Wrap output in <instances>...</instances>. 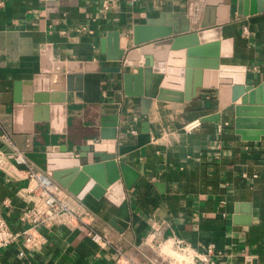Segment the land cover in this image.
<instances>
[{"label":"crops","instance_id":"0c3cea01","mask_svg":"<svg viewBox=\"0 0 264 264\" xmlns=\"http://www.w3.org/2000/svg\"><path fill=\"white\" fill-rule=\"evenodd\" d=\"M103 1L0 0V150L10 153L12 143L23 154L46 152L57 159L87 152L80 162H94L99 159L92 157L93 150L112 152L135 144L146 122L148 142L117 156L139 173L133 187L125 189L129 221L111 223L118 207L89 192L92 179L78 195L59 185L58 194L93 220L41 226L45 241L39 248L24 249L13 241L0 248V264H264V135L243 140L235 133L233 104L220 111L214 87L197 88L195 97L184 102L152 98L143 114L140 98L124 94L122 72L136 71L125 65L119 73L83 72L81 80L70 81L76 89L48 91L64 100L43 103L53 108L46 112L34 113L35 104L20 98L42 60L46 64L47 46L50 68L62 67L63 76L69 73L67 64L75 69L82 61L121 65L100 53L101 38L117 31L120 49L138 48L132 45L134 25L161 13L185 12L190 0H111L107 7ZM224 2L230 6L229 21L205 29L197 24L189 32H197L199 44L232 37L233 55L220 58L222 70L258 87L264 82V10L242 16L236 13L237 0ZM201 32L213 36L201 38ZM185 50L179 49L184 61ZM142 56L160 58L152 51ZM163 80L160 87L182 89ZM44 82L48 87V79ZM219 113V121L203 120ZM103 115L118 116L116 138H101ZM34 185L24 164L11 160L6 170L0 168V215L14 229L25 226L21 212L37 200ZM90 231L103 241H93Z\"/></svg>","mask_w":264,"mask_h":264},{"label":"water","instance_id":"95a60500","mask_svg":"<svg viewBox=\"0 0 264 264\" xmlns=\"http://www.w3.org/2000/svg\"><path fill=\"white\" fill-rule=\"evenodd\" d=\"M229 4L224 0H190L187 1L185 12L161 13L157 18H150L143 24H136L132 29V45L138 48H119L120 37L117 31L108 32L100 39L99 50L107 60L120 61L121 65L100 66L96 61L77 62L75 69L69 64L67 75L63 76L64 69H51L49 61L51 54L46 47L45 61L43 60L39 74L34 75L32 81L24 84L20 98L24 102H33V111L46 112L50 102H63L61 99H53L48 91H70L77 87H71L70 81L74 77L81 80L83 72H109L119 73L125 65L135 66L136 71L122 72L123 91L126 96L138 97L141 101V112L146 114L152 98L171 100L176 102L189 101L196 95L197 88L214 87L218 97V108L223 110L233 104V126L235 133L243 140H259L264 135V82L258 87L246 85V79L235 80L228 71L222 70L220 58H229L233 55V38L215 40L209 43L199 44L198 40L186 45L185 61L183 69L182 89H169L160 87L166 68V57L161 56L147 58L142 56L150 53L149 44L169 40L171 42L183 36H194L197 32H189L191 27L199 24L201 29L215 26L229 21ZM264 10V0H237L236 13L247 16ZM140 56L130 62L128 57L135 53ZM56 74V76H55ZM57 74H61L57 76ZM47 75V77H46ZM74 75V76H73ZM48 79L47 84L41 85V80ZM64 80L65 85L63 84ZM57 82L61 85H55ZM79 88V87H78ZM260 92V98L255 94ZM240 98L239 103H235ZM117 115L101 116V138L114 139L117 133ZM204 121H219L220 113L216 116H205ZM106 132V133H105ZM149 140L146 122L142 123L140 134L136 143L118 146L116 151L106 152L93 150L92 157L98 161L81 163V158H87V152L80 153L77 157L51 158L46 152H27V157L44 173L67 189L71 194L78 195L87 182L92 179L93 185L89 192L100 197L104 195L118 207L113 221L120 225L129 221L128 203L125 189L130 190L139 177V173L126 163L119 161L117 156L133 150ZM243 212V210H240ZM247 209L244 213H249ZM253 264H255L253 262Z\"/></svg>","mask_w":264,"mask_h":264},{"label":"built area","instance_id":"2783aa9c","mask_svg":"<svg viewBox=\"0 0 264 264\" xmlns=\"http://www.w3.org/2000/svg\"><path fill=\"white\" fill-rule=\"evenodd\" d=\"M110 1L104 0L103 5L107 7ZM243 32L247 33L246 27H243ZM6 141L9 143V139H6ZM11 160L14 163L24 164L26 177L30 181L35 182L32 190L37 192V200L32 207L26 208L21 212L19 219L25 225L21 230L11 227L6 219L0 215V248L10 245L13 241H20L24 249L35 250L45 241L44 235L40 232L41 226H48L52 222L60 223L64 219L71 218L82 221L85 224L93 220L92 214L78 208L69 197H61L58 194L59 184L49 175L38 171L12 143L10 153L0 150V168L6 170ZM90 234L93 241H103L98 233L90 231ZM19 254H23L22 249ZM149 264H155V262H150Z\"/></svg>","mask_w":264,"mask_h":264},{"label":"bare ground","instance_id":"6f19581e","mask_svg":"<svg viewBox=\"0 0 264 264\" xmlns=\"http://www.w3.org/2000/svg\"><path fill=\"white\" fill-rule=\"evenodd\" d=\"M213 36L211 32H201L200 37H208ZM199 35L197 34V38L194 36H183L175 41L171 42H158L148 47L149 51L154 52L156 56H164L167 58L169 48L173 51L168 56L169 66L167 68L166 76L163 80V84L167 86L174 87H182L183 86V69L181 65L184 62V53L183 51H179V49L185 48L186 45H189L196 40H198ZM169 47V48H168ZM107 142L103 143L106 144Z\"/></svg>","mask_w":264,"mask_h":264}]
</instances>
